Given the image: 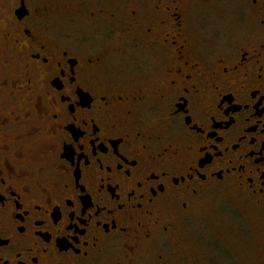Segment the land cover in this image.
Returning a JSON list of instances; mask_svg holds the SVG:
<instances>
[{"label": "flooded vegetation", "instance_id": "af4514ba", "mask_svg": "<svg viewBox=\"0 0 264 264\" xmlns=\"http://www.w3.org/2000/svg\"><path fill=\"white\" fill-rule=\"evenodd\" d=\"M219 191L264 222V0H0V264L187 259Z\"/></svg>", "mask_w": 264, "mask_h": 264}, {"label": "rangeland", "instance_id": "374dc122", "mask_svg": "<svg viewBox=\"0 0 264 264\" xmlns=\"http://www.w3.org/2000/svg\"><path fill=\"white\" fill-rule=\"evenodd\" d=\"M36 1L64 12L76 7L80 0ZM89 25L79 19L64 27L59 24L58 28L78 30ZM184 230V241L192 253L186 259L181 251L174 254L166 248L159 264H264V222L259 210L249 205L245 196L220 191L209 194L197 220Z\"/></svg>", "mask_w": 264, "mask_h": 264}, {"label": "water", "instance_id": "95a60500", "mask_svg": "<svg viewBox=\"0 0 264 264\" xmlns=\"http://www.w3.org/2000/svg\"><path fill=\"white\" fill-rule=\"evenodd\" d=\"M22 3H23V1H22ZM24 8H25V3H23V6L21 7V9L18 12V14H20V16H22L26 13V11H24Z\"/></svg>", "mask_w": 264, "mask_h": 264}]
</instances>
